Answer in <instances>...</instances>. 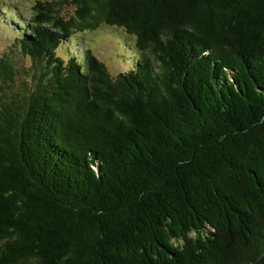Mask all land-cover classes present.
<instances>
[{"label": "trees", "instance_id": "16d2710c", "mask_svg": "<svg viewBox=\"0 0 264 264\" xmlns=\"http://www.w3.org/2000/svg\"><path fill=\"white\" fill-rule=\"evenodd\" d=\"M32 10V67L0 58V264H264V0ZM103 25L127 70L58 54Z\"/></svg>", "mask_w": 264, "mask_h": 264}, {"label": "rangeland", "instance_id": "374dc122", "mask_svg": "<svg viewBox=\"0 0 264 264\" xmlns=\"http://www.w3.org/2000/svg\"><path fill=\"white\" fill-rule=\"evenodd\" d=\"M35 1L0 0V58L6 55L12 57L14 65L25 71L32 67V60L17 50L16 36L8 22L14 25L11 15L16 17L18 10L24 17H30ZM4 10L11 14H3ZM86 48H90L113 75L127 70L131 66L130 59L131 62L137 59L132 52L135 49L134 37L122 28L107 25L97 30L75 33L68 42L59 46L58 54L68 58L74 54L81 55ZM24 78L27 79L28 76Z\"/></svg>", "mask_w": 264, "mask_h": 264}]
</instances>
